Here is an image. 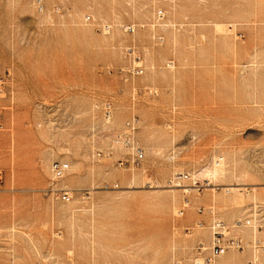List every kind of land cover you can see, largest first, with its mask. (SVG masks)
<instances>
[{
	"label": "rangeland",
	"instance_id": "obj_1",
	"mask_svg": "<svg viewBox=\"0 0 264 264\" xmlns=\"http://www.w3.org/2000/svg\"><path fill=\"white\" fill-rule=\"evenodd\" d=\"M133 116L138 168L116 142ZM53 160L69 164L54 184ZM255 203L264 0H0V264H192L212 219Z\"/></svg>",
	"mask_w": 264,
	"mask_h": 264
},
{
	"label": "built area",
	"instance_id": "obj_2",
	"mask_svg": "<svg viewBox=\"0 0 264 264\" xmlns=\"http://www.w3.org/2000/svg\"><path fill=\"white\" fill-rule=\"evenodd\" d=\"M157 15L162 17V12L158 11ZM127 31H134V26L129 25ZM242 35L237 34L240 38ZM159 37L158 40H162ZM138 59V58H137ZM133 75H140L143 73V68L140 65H135L129 70ZM103 115L107 121H110L112 116V104L110 100H105L102 104ZM137 129L135 116L129 118L123 127V130L116 136V142L120 143L128 153L127 159L120 161L119 165H128L129 168H138L144 158V151L139 145L135 131ZM69 169V164L61 160H53L49 165L51 175V182L61 180ZM187 176L178 174L172 178V182L180 184L182 179ZM52 196L60 199L61 201L68 202L71 198L70 192L65 188L50 187ZM200 211V208H198ZM183 210L178 211L181 215ZM197 226L204 227L203 222H197ZM209 230L208 244L198 242L196 245V256L192 264H218L217 260L226 255L230 251H243L249 248L251 251V258L245 264H264L263 249L264 244L256 232L264 228V206L261 203L253 204V210L248 218L236 220L233 224H226L222 220L214 218L207 226ZM250 228L252 236L250 239L245 238L241 233L242 229Z\"/></svg>",
	"mask_w": 264,
	"mask_h": 264
},
{
	"label": "bare ground",
	"instance_id": "obj_3",
	"mask_svg": "<svg viewBox=\"0 0 264 264\" xmlns=\"http://www.w3.org/2000/svg\"><path fill=\"white\" fill-rule=\"evenodd\" d=\"M222 165L223 164H221L220 161L215 160L214 161V165L212 167L205 168L204 170H202L200 172V174L207 176L208 179H212V180L214 179L215 180V179H217V178H219V177H221L222 175L225 174V168ZM195 175L196 174H193V177ZM231 185L234 186L235 184H231ZM236 185H238V184H236ZM231 189L239 191V188H237V187H231ZM187 190H189V189L188 188H184V191H187ZM218 264H231V263L223 262V263H218Z\"/></svg>",
	"mask_w": 264,
	"mask_h": 264
},
{
	"label": "crops",
	"instance_id": "obj_4",
	"mask_svg": "<svg viewBox=\"0 0 264 264\" xmlns=\"http://www.w3.org/2000/svg\"><path fill=\"white\" fill-rule=\"evenodd\" d=\"M243 235V234H242ZM244 236V235H243ZM261 237H264L263 235H261ZM234 251H230L227 254H229V256L227 258H224L226 255H224L223 257L221 256L218 260L217 263H230V262H235L237 264H242L245 260V257L240 256L238 254L232 253Z\"/></svg>",
	"mask_w": 264,
	"mask_h": 264
}]
</instances>
